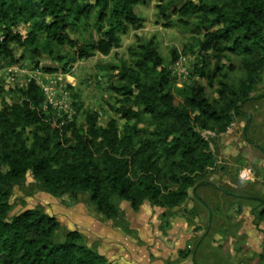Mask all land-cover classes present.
Returning <instances> with one entry per match:
<instances>
[{"label": "trees", "instance_id": "trees-1", "mask_svg": "<svg viewBox=\"0 0 264 264\" xmlns=\"http://www.w3.org/2000/svg\"><path fill=\"white\" fill-rule=\"evenodd\" d=\"M147 1L0 0V64L17 65V47L28 49L33 59L44 53L62 62L63 71L95 53L106 56L120 46L122 34L142 26L136 7ZM184 1L175 13L187 17L201 11L207 26L216 25L200 42V49L211 51L212 57L197 67L199 76L211 85L224 67L221 61L230 55L239 57L245 79L236 89L220 82L211 100L204 85L192 82L176 104L167 90L171 71L152 42L142 44L133 67L112 66L124 81L112 86L124 97L116 109L125 119L122 129L114 119L98 126L91 114L86 127L79 128L74 118L51 115V106L47 115L42 109L45 96L30 80L19 90L20 101L0 110V264H119L84 245L75 230L57 240L58 220L41 210L26 209L7 219L6 186L28 172L53 195L89 193L96 211L111 219L118 215L114 196L133 211L145 201L160 208L182 205L196 180L214 166L209 144L196 129L227 132L251 99L264 71V0H226L229 8ZM171 2L157 7L162 11ZM18 24L27 27L25 34ZM143 120L147 125L139 127ZM258 216L264 219V203Z\"/></svg>", "mask_w": 264, "mask_h": 264}, {"label": "rangeland", "instance_id": "rangeland-1", "mask_svg": "<svg viewBox=\"0 0 264 264\" xmlns=\"http://www.w3.org/2000/svg\"><path fill=\"white\" fill-rule=\"evenodd\" d=\"M193 1L198 5L221 4L229 8L226 0ZM183 2L172 0L162 11L157 5L165 3L157 0L137 5L136 12L143 20L139 29L122 34L120 46L110 54L104 56L95 53L66 66V71L61 70L62 62L44 53L33 59L28 49L17 47L14 53L15 58H19L18 64L8 65L5 61L0 64V110L20 101L19 90L30 80L45 82L54 76L59 80L64 94L58 98L60 102L56 104L57 108H53L45 99L42 109L47 115L48 106H51L54 109L51 115L55 118L64 115L74 118L79 128L86 127V116L91 114L98 126H104L114 119L122 129L125 119L116 109L123 104L124 97L116 93L112 86H120L124 81H120L118 70L112 66L119 68L125 64L133 67L139 46L148 42H152L161 56L163 66L171 71L167 90L175 97L176 104L182 102L181 90L195 81L204 85L210 100L216 95L220 82L236 89L245 79L239 57L229 55L224 58L221 61L224 67L214 76L211 85L206 77L197 73L203 59L212 57L211 51L200 49V42L206 32L216 28V25L211 28L207 26L202 21L204 15L201 11L187 17L179 16L174 9L180 8ZM17 28L22 34L27 31L22 24H18ZM180 55L188 57L186 75H178L175 69L173 71V64ZM46 67L55 70L44 71ZM206 69L212 72L213 67L208 64ZM148 76L152 78L154 74ZM249 96L251 99L241 107L242 114L234 117L227 132L196 129L208 142L215 164L196 180L195 189L189 190L188 199L182 205L160 208L145 201L138 211H133L129 203L114 196L112 201L118 215L108 219L96 211L89 193L53 195L28 172L23 180L9 182L6 186L10 204L7 219L26 209L41 210L58 220L57 240H62L67 232L75 230L81 235L82 243L96 251L103 249L104 243L110 242L107 236L120 241L122 234L128 235L121 242L129 239L146 250L160 241L155 249L166 264H191L190 257L196 258V264H220L226 260L237 264H264V219L258 216L264 203V71L260 73L256 88ZM128 105L132 106L131 103ZM133 123L135 119L130 121V124ZM137 124L139 127L147 125L145 120ZM25 136L30 138L29 131ZM215 207L221 209L223 218L210 220L211 226L208 228L206 225L210 222L206 219L205 210ZM182 225H186L181 229L186 234H181V247H178L177 227ZM190 228H193L191 232ZM157 236L159 240L156 241ZM154 256L155 253L150 254V262Z\"/></svg>", "mask_w": 264, "mask_h": 264}, {"label": "crops", "instance_id": "crops-1", "mask_svg": "<svg viewBox=\"0 0 264 264\" xmlns=\"http://www.w3.org/2000/svg\"><path fill=\"white\" fill-rule=\"evenodd\" d=\"M205 214H206L205 215L206 219L210 222L206 225V227H208V228H210V226H211L210 220L214 221V220L223 218V213L221 212V209H218L216 207L215 208H207V210H205ZM195 218H196V215H195ZM210 218H212V219H210ZM213 221H212V223H213ZM185 226L186 225H182V226L177 227L178 231H177L176 239H177V241H179L178 247H181L180 246L181 234H186L185 231L181 230L182 228L184 229ZM192 229L193 228H190L189 231L191 232ZM179 230H181V233ZM204 232H205V230H203V233ZM203 235H205V234H203ZM127 236L128 235L122 234L120 236V241H118L117 239H114V238L110 239L107 236L106 238L110 242L108 244L104 243L103 249H97L98 251H96V250H94V251L104 255L108 260L114 261V262L119 263V264H166L165 259H163L159 255V252L155 249V247H158L160 245V241H157V240H159L158 236L156 237V241H157L156 245L151 244L150 245L151 248H149V250H146L141 245L133 244V241L130 242L129 239L124 240V242H121V239H126ZM206 238L207 237L205 236V240H206ZM117 241L120 242L122 245L120 243L118 244ZM152 246H153V248H152ZM184 249H185V247H184ZM149 251H150V253H149ZM151 253H155V256H154V259L150 262L149 256ZM188 256H189V253H188ZM191 256H192V254H191ZM186 258H187V256H186ZM190 261H191V264L197 263L196 258L193 259L192 257H190ZM233 263H232V260H226V262H220V264H233ZM234 264H237V263H234Z\"/></svg>", "mask_w": 264, "mask_h": 264}, {"label": "built area", "instance_id": "built-area-1", "mask_svg": "<svg viewBox=\"0 0 264 264\" xmlns=\"http://www.w3.org/2000/svg\"><path fill=\"white\" fill-rule=\"evenodd\" d=\"M187 63L188 57L185 55H180L173 64V71L175 69L178 72V75H186L188 73L186 71ZM48 80L49 81L44 82L36 79L35 82L41 88L46 102H48L53 108H57L56 104L60 102L58 98L63 97L64 92L61 91L59 80H57L54 76H51V78ZM64 106H67V104Z\"/></svg>", "mask_w": 264, "mask_h": 264}]
</instances>
